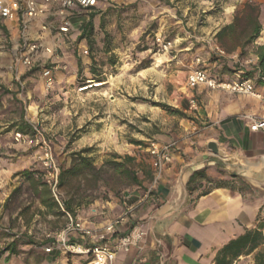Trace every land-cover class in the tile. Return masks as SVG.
<instances>
[{
	"label": "rangeland",
	"instance_id": "374dc122",
	"mask_svg": "<svg viewBox=\"0 0 264 264\" xmlns=\"http://www.w3.org/2000/svg\"><path fill=\"white\" fill-rule=\"evenodd\" d=\"M246 4L259 7L264 26V0H98L97 7L65 19L55 13L54 4L32 24L31 38L42 46L31 68L17 59L18 35L0 22V85L11 91L0 88V264L59 259L45 252L44 242L47 234L64 228L66 214L56 201L52 211L41 204L24 175L30 171L45 182V147L60 173L83 158L96 168L67 177L60 187L64 203L73 209L105 201L121 204L128 194H143L153 180V143L211 134L209 119L198 114L205 98L230 97L245 108L261 101L220 89L198 93L187 85L189 73L197 68L229 80L254 72L261 40L225 56L215 51L217 32ZM92 14L91 46L80 34ZM63 25L67 32L61 31ZM157 38L171 45L165 49ZM45 67L52 71L51 82ZM249 79L264 94L258 73ZM25 122L32 126L28 133L19 131ZM128 167L140 183L125 173ZM29 238L33 243L25 244ZM14 240L12 254L7 247Z\"/></svg>",
	"mask_w": 264,
	"mask_h": 264
},
{
	"label": "crops",
	"instance_id": "0c3cea01",
	"mask_svg": "<svg viewBox=\"0 0 264 264\" xmlns=\"http://www.w3.org/2000/svg\"><path fill=\"white\" fill-rule=\"evenodd\" d=\"M52 6L54 4L50 8ZM1 23L19 37L17 22L2 20ZM195 87L198 93L210 90L204 85ZM224 93L237 96L228 91ZM241 105L230 97L205 98L198 114L204 120L209 119L211 134L176 139L170 151V162L165 163L159 174L153 168V180L143 194L139 191L135 196L128 194L121 204L97 202L103 210L101 215L90 216L88 208L78 209V215L96 231L124 212L130 215L118 227L119 233L134 224L146 230L147 235L139 247L127 254L119 253L114 264L134 261L137 264H215L218 251L231 240L254 230L264 236V187L245 180L248 186L241 190L214 187L208 194L199 196L201 188L188 189L189 179L196 170L206 168L207 175L213 177L222 178L218 171L236 176L234 173L241 165L264 160V130H251L252 121L248 119V115L264 118V102H255L249 108ZM211 140L219 143L226 157L208 149ZM202 182L205 184L197 180L195 185ZM263 250L264 244L250 253L244 252L233 264L262 263L264 258L257 260V254ZM51 253H55L59 261L50 264L67 261L68 257L61 250Z\"/></svg>",
	"mask_w": 264,
	"mask_h": 264
},
{
	"label": "built area",
	"instance_id": "2783aa9c",
	"mask_svg": "<svg viewBox=\"0 0 264 264\" xmlns=\"http://www.w3.org/2000/svg\"><path fill=\"white\" fill-rule=\"evenodd\" d=\"M52 4L57 5L55 13L65 19L74 15L80 9L91 10L97 7L98 0H15L12 2L0 0V22L9 20L18 23L19 43L16 46V54L18 61L27 68L35 65L38 52L42 46L37 40L31 38L32 24L36 20L46 17ZM42 28L45 29L46 27L43 26ZM60 28L61 31L67 32L69 27L63 25ZM259 40L264 43V26ZM157 41L165 49L171 45V42L162 41L160 38H157ZM44 49L45 51L49 50L47 47ZM215 51L220 56L227 55L226 51L218 45L215 46ZM85 53H88V51L85 50ZM44 74L51 82V69L45 67ZM187 85L189 87L205 85L211 89H220L236 95H252L264 102V96L256 92L255 85L250 79H223L211 75L202 68L194 69L189 73ZM192 106H195L194 102ZM251 121V130H264V118L254 117ZM19 135L21 136V134ZM172 146L173 143L152 144L150 152L153 155V165L157 174L161 172L165 163L170 162ZM42 161L47 170L45 183L67 217L64 228L58 234H47V238L52 241L44 246L46 253L61 250L68 257L64 264H114L119 253L127 254L134 248L139 247L147 235L142 226L134 224L124 233L118 231V227L128 218L130 212H124L115 219L106 222L98 231L87 225L78 213L72 215L67 212L60 195V171L54 162L52 152L47 147L44 149ZM101 208L100 205L91 206L89 209L90 216L101 215L103 213ZM77 257L79 260H75ZM131 264H137V262L134 261Z\"/></svg>",
	"mask_w": 264,
	"mask_h": 264
},
{
	"label": "trees",
	"instance_id": "16d2710c",
	"mask_svg": "<svg viewBox=\"0 0 264 264\" xmlns=\"http://www.w3.org/2000/svg\"><path fill=\"white\" fill-rule=\"evenodd\" d=\"M260 13L258 6L246 4L243 10L236 14L231 23L222 27L217 32L216 38L219 46L226 52L230 53L238 48H243L246 45L255 44L260 37L263 27L260 21ZM93 17L94 15L92 14L90 20L84 25L80 34L81 38L88 39L91 46L94 44L92 38ZM256 56L257 63L254 66V72L244 71V78H241V80L249 79L254 73H258L259 78L264 82V44L256 46ZM95 79L102 81L99 75H96ZM0 88L6 93H11V91L3 85H0ZM29 130H32V126L27 124V122L24 123V126L19 127V131L23 133H28ZM126 159L131 163L135 161V158L131 156H126ZM95 169L96 168L88 158H83L80 164H74L71 168L61 171L59 175V186L61 187L65 183L68 179L67 177H75L80 173H83L85 170L95 171ZM125 173L131 177L132 181L140 183V180H138L136 173L132 168H126ZM218 173L222 178L218 179L213 176H208L206 168L196 170L189 179L188 189L194 190L201 188V192L199 193L200 196L208 194L214 187H229L232 190H241L244 186H248L246 181L239 176H230L224 171H218ZM24 175L31 181V186L35 190L41 204H43L48 210L52 211L57 206V203L51 196V192L45 182L42 181V177L39 175L35 176V174L30 171H25ZM197 180L204 181L205 184L202 182L199 185H195ZM236 181L240 183L239 188L235 186L237 184ZM65 210L72 215H76L78 208L73 209L70 203L65 202ZM30 239L31 238H29L25 244H32L33 242ZM51 241V239H46L44 245L49 244ZM16 242L17 241L14 240L10 246L7 247L9 253H16ZM262 244H264V236L262 232L258 230L247 231L245 234L231 240L218 251L215 264H233V260L239 257L242 253H250ZM263 258L264 250L257 254V260ZM259 264H264V261H262V263L259 262Z\"/></svg>",
	"mask_w": 264,
	"mask_h": 264
},
{
	"label": "water",
	"instance_id": "95a60500",
	"mask_svg": "<svg viewBox=\"0 0 264 264\" xmlns=\"http://www.w3.org/2000/svg\"><path fill=\"white\" fill-rule=\"evenodd\" d=\"M207 147L213 154L226 157L225 151L216 140L209 141ZM234 174L247 179L255 185L264 187V160L256 164L241 165Z\"/></svg>",
	"mask_w": 264,
	"mask_h": 264
},
{
	"label": "bare ground",
	"instance_id": "6f19581e",
	"mask_svg": "<svg viewBox=\"0 0 264 264\" xmlns=\"http://www.w3.org/2000/svg\"><path fill=\"white\" fill-rule=\"evenodd\" d=\"M96 85V84H95Z\"/></svg>",
	"mask_w": 264,
	"mask_h": 264
}]
</instances>
